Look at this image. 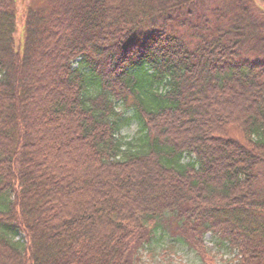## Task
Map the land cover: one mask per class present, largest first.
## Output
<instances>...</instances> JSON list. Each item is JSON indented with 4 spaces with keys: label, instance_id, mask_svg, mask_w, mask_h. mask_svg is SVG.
I'll list each match as a JSON object with an SVG mask.
<instances>
[{
    "label": "trees",
    "instance_id": "1",
    "mask_svg": "<svg viewBox=\"0 0 264 264\" xmlns=\"http://www.w3.org/2000/svg\"><path fill=\"white\" fill-rule=\"evenodd\" d=\"M39 1L16 47L0 0V264H136L170 222L264 264V0Z\"/></svg>",
    "mask_w": 264,
    "mask_h": 264
},
{
    "label": "rangeland",
    "instance_id": "2",
    "mask_svg": "<svg viewBox=\"0 0 264 264\" xmlns=\"http://www.w3.org/2000/svg\"><path fill=\"white\" fill-rule=\"evenodd\" d=\"M255 1L261 3V0ZM40 4L39 0H16V31L14 33L16 47H19L23 39V19L26 9L28 6L38 7ZM135 132L136 126L132 122L121 130V135L125 139H130ZM60 136H57V140L65 145L67 139H62ZM56 141L50 140L47 149L53 150L57 145ZM64 148L66 154L65 151L57 153H61L65 158H68L70 153L68 146ZM72 152L74 151L72 150ZM72 160L75 159L72 158ZM175 228V224L170 222V224H165V229L155 231L151 240L140 252L136 264H221L224 260L232 257V253L229 252L228 248L221 244L220 240L211 233L208 232L204 235L202 242L204 247L197 244L192 248L193 246L190 247L180 240L178 231Z\"/></svg>",
    "mask_w": 264,
    "mask_h": 264
}]
</instances>
